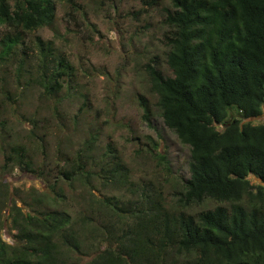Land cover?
I'll use <instances>...</instances> for the list:
<instances>
[{
  "label": "trees",
  "instance_id": "16d2710c",
  "mask_svg": "<svg viewBox=\"0 0 264 264\" xmlns=\"http://www.w3.org/2000/svg\"><path fill=\"white\" fill-rule=\"evenodd\" d=\"M170 3L162 22L171 74L150 63L145 70L164 124L189 148V177L177 203L167 207L143 194L130 212L118 198H97L91 192L112 213L132 214L135 223L129 235L106 239L94 254L89 251L85 262L79 256L88 246L82 232L86 216L77 224L70 222L68 211L34 214L13 205L15 243L0 237V264H264V119L254 122L264 115V0ZM156 4L143 0L135 13ZM54 16L53 0H0V24L15 32L0 39V60L23 43V33L51 25ZM36 46L41 56L36 83L52 96L71 77L73 66L61 56L49 66V42L38 37ZM140 100L147 118L148 105L143 96ZM108 147L103 159L111 158L109 166L86 167L78 153L75 167L59 173L89 186L91 178L125 182L126 169ZM18 165L34 172L29 160ZM54 185V197L61 198L64 193ZM205 200L217 203L189 212L188 207Z\"/></svg>",
  "mask_w": 264,
  "mask_h": 264
},
{
  "label": "rangeland",
  "instance_id": "374dc122",
  "mask_svg": "<svg viewBox=\"0 0 264 264\" xmlns=\"http://www.w3.org/2000/svg\"><path fill=\"white\" fill-rule=\"evenodd\" d=\"M53 1V23L23 33V43L0 60V237L15 243L13 205L34 214L68 211L70 222L77 224L86 216L82 232L88 246L78 254L85 262L89 251L94 254L106 239L129 235L135 223L132 214L112 213L91 192L97 198H118L130 212L136 211L143 194L173 206L189 177V148L164 124L145 70L150 63L171 74L163 43L167 26L162 22L170 0H157L141 14L135 12L143 0ZM8 33L15 32L0 24V39ZM38 37L52 48L49 66L56 65L59 56L73 66L71 77H65L64 87L52 96L36 83ZM140 96L149 108L147 118ZM108 146L126 169L125 182L91 178L89 186L79 177L69 181L59 173L60 168L75 167L78 153L86 167L109 166L111 158L105 163L103 159ZM17 156L19 162L29 160L34 172L19 167ZM53 185L61 188V198L54 197ZM216 203L205 200L188 210L195 213Z\"/></svg>",
  "mask_w": 264,
  "mask_h": 264
}]
</instances>
